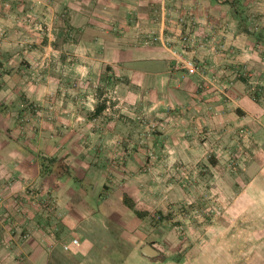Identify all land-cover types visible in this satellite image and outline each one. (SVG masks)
I'll return each mask as SVG.
<instances>
[{
    "label": "rangeland",
    "instance_id": "374dc122",
    "mask_svg": "<svg viewBox=\"0 0 264 264\" xmlns=\"http://www.w3.org/2000/svg\"><path fill=\"white\" fill-rule=\"evenodd\" d=\"M242 1L241 29L257 37L261 56L254 64L249 58L244 60L238 72L210 73V66L195 58L203 45L195 32L199 27L196 19L188 24L183 18L165 19L177 20L182 27L176 37L164 29H143L135 16L128 27L138 44L173 46V53L186 49L198 65L197 71L205 75V87L224 81L220 89L226 91L233 82L229 76L239 77L247 97L259 102L264 112L260 19H247L249 11ZM163 16L167 17V12ZM5 20L7 25L0 23L2 229L17 234L19 241L33 238L35 230L46 234L47 227L56 229L53 236L60 243L65 235L75 237L71 229L65 233L60 226L67 227L65 219L74 210L66 206L65 212L62 210L58 199L65 198L58 193L59 177L42 166L48 163L44 157L57 154L61 161L79 167L83 199H72L71 204L80 203L85 207L82 211L89 214L73 217L89 229L87 234L98 254H112L114 264L131 249L146 256V264H264V177L259 176L258 183L250 180L260 170L259 161L264 162L259 157L263 151L255 152L264 143V113L257 120L245 117L244 112L241 119H233L229 113L233 104L226 101V119H220L219 127L205 120L200 128L181 121L171 108L167 116L153 115L152 104L138 109L139 97L124 79L120 83L110 76L107 81L97 71L83 68L77 80L72 70H63L62 63H72L75 56L63 58L54 52L57 44L53 42L64 28L68 37H74V19H69V24L67 19ZM148 38L150 42H145ZM81 58L82 66L89 63L88 57ZM72 95L79 100L73 103L70 99L69 108L61 109L62 98ZM95 101L102 105L96 112L102 116L100 121L110 130L106 137L85 134L84 124L89 121L78 117L83 125L76 135L67 130L60 133V112L92 115L89 107ZM96 122H91V127ZM170 124L173 130L164 132ZM67 139H72L71 146L65 144ZM89 186L92 193H85ZM124 193L133 199L140 214L124 204ZM1 233L0 248H7L9 241ZM145 246L155 254L146 255Z\"/></svg>",
    "mask_w": 264,
    "mask_h": 264
},
{
    "label": "crops",
    "instance_id": "0c3cea01",
    "mask_svg": "<svg viewBox=\"0 0 264 264\" xmlns=\"http://www.w3.org/2000/svg\"><path fill=\"white\" fill-rule=\"evenodd\" d=\"M231 1L0 0V23L4 26L7 25L9 21L5 19H60L59 21L67 19L66 23L69 24V19H74V37H68L67 28H64L63 32L57 35L58 39L53 42L54 46L55 43L57 44L56 48H53L54 52H58L59 55L64 56L63 58L68 55L75 56V60L72 63H62L61 67L63 66L65 72L72 70L74 78L78 80L80 78L79 72L83 71V68H87L89 71H97L98 75L107 81L110 76L120 79V83L124 79L134 90L133 94L139 97L138 109L141 107L146 109L147 105L150 106L152 104L153 115L159 114L162 117L167 116L171 108L180 115L181 121H190L189 125H195L200 128L204 126L205 120H212V125L219 127L220 119L222 122L226 119L225 114L228 108L226 101L233 104V108L229 111L233 119H239L244 112L245 117L250 116V119L257 120L264 113L259 102L247 97L241 79L234 74L233 76L230 75V78L233 77V82H230L232 85L226 91L220 89L224 81L221 85L219 83L215 85L208 84L205 87L203 85V76L205 75L201 71L188 74L184 69L174 67L176 54L173 53V46L161 43L138 44L135 41V33L131 32L128 24L131 16H135L140 21L143 29H147V31L152 28L157 29L156 31L164 29L171 37H176L182 27L176 23L177 20L176 22L173 20L169 21L171 22L169 23L165 19L183 18L186 24L190 23V19H196L199 27L195 29V32L201 36L203 45L196 51L195 58L199 62L210 66V70H208L210 73L214 71L238 72L239 64H242L244 60L249 58L248 61L254 64L257 63L256 60L261 55L258 53L257 37L241 29L239 13L242 7L240 1L242 0H238V2L234 0L232 3ZM242 2L244 4L243 7H247L246 9L249 11L247 19H255L257 22V19H260L261 39L264 40V0H243ZM166 12L167 17H164L163 14ZM66 23L65 25H67ZM10 53L12 52L10 51ZM187 55L191 56L188 52ZM81 56L88 57L90 59L89 63H85L82 66ZM184 74L185 76H183ZM124 85L120 86L121 90ZM224 95L228 96V98L226 99ZM70 99L73 100V103L79 100L76 95L64 96L61 100V109L69 108V104H72ZM99 105L95 101L89 107L92 115L88 113L86 116H82L83 114L77 113L74 116L75 112H73V116H68L64 112H60V115H58L59 126L63 127L60 133L67 130L76 135L83 125L78 122V119L81 118L89 121L84 124L85 134L89 132L93 135L101 134V136L106 137L107 133L110 132L108 125L100 121L102 116L99 113L95 114V110ZM95 120L97 121V126L94 123L95 125L91 127V122H95ZM172 125L167 127L164 132L167 133L173 130ZM175 132L178 133L177 130ZM175 132L171 134L175 135ZM65 144L71 146L72 139H67ZM70 151H73L72 147ZM259 151L264 153V143L255 148L256 155H258ZM57 156L61 160L60 156ZM259 157L264 159V155H259ZM260 161L259 163H262L258 167L260 170H257L251 176V182L257 180L256 182L258 183L260 179L258 180L257 178L259 176L264 177V162ZM65 163L68 165L71 174H55L56 177H59L57 179L59 183H56L59 190L58 193L60 197L63 194L65 198H59L58 201L63 204V212H65L66 208L74 211H71L69 218L65 219L67 227L65 225L60 226L64 228L65 233L71 229V232H73L71 235H75L79 239V244L72 245L70 249H64L62 244L70 240V235L66 236L64 233L65 238L61 239L60 243L59 239L56 240L53 236L56 229L51 227H47L46 234L42 235L41 230H35L36 235L24 241H19L17 234L11 235L7 233L6 229L0 227V236L2 235L1 232H4L3 236L9 241V247L0 248V264L115 263L113 256H111L112 254H98L93 238L87 234L89 229H84L80 225L79 219L73 217H83L89 213L85 214L82 211L85 207H81L80 203L74 202L71 204L72 199L73 201L83 199L81 196L82 192H80L78 187L81 179L78 177L77 170L79 167L77 168L74 163L68 160ZM42 164L43 168H47L45 166L46 163ZM47 171L55 173L54 171H49L48 168ZM87 183L91 185L88 180ZM92 190H90L89 186L85 193H89V191L92 193ZM54 191L56 192V190ZM76 193H79V195H76ZM102 227L105 229L106 225ZM95 228L97 229V227H93V229ZM48 231L49 234L47 233ZM135 262L146 264L147 257L139 256L135 249H131L127 256L122 258L117 264H135Z\"/></svg>",
    "mask_w": 264,
    "mask_h": 264
},
{
    "label": "trees",
    "instance_id": "16d2710c",
    "mask_svg": "<svg viewBox=\"0 0 264 264\" xmlns=\"http://www.w3.org/2000/svg\"><path fill=\"white\" fill-rule=\"evenodd\" d=\"M234 2V0L231 1V3ZM246 30V29H245ZM101 106L99 105L97 107V109L95 110L96 112H100ZM48 163L45 164V166L48 168L49 171H54L57 175H59V173L61 174H67L70 175L71 171L68 168V165L59 160L57 155H50L48 157H44ZM123 202L124 204H126L128 207L132 208L135 213L140 214L141 211H139L136 207H135V203L133 201V199L126 193L123 194Z\"/></svg>",
    "mask_w": 264,
    "mask_h": 264
},
{
    "label": "built area",
    "instance_id": "2783aa9c",
    "mask_svg": "<svg viewBox=\"0 0 264 264\" xmlns=\"http://www.w3.org/2000/svg\"><path fill=\"white\" fill-rule=\"evenodd\" d=\"M145 42H150L148 38ZM176 61L174 67L182 68L188 74H192L197 71L198 65L195 60L187 55L186 49H181L179 52H176ZM79 239L77 237H72L69 241L63 242L62 246L64 249H70L72 245H78Z\"/></svg>",
    "mask_w": 264,
    "mask_h": 264
},
{
    "label": "water",
    "instance_id": "95a60500",
    "mask_svg": "<svg viewBox=\"0 0 264 264\" xmlns=\"http://www.w3.org/2000/svg\"><path fill=\"white\" fill-rule=\"evenodd\" d=\"M143 252H144L145 254H148V255H153V254H155V250L152 249L150 246H145V247L143 248Z\"/></svg>",
    "mask_w": 264,
    "mask_h": 264
}]
</instances>
